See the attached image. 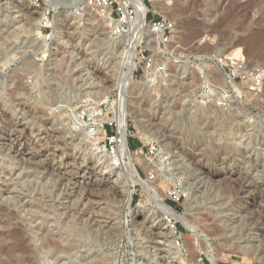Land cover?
<instances>
[{
  "label": "rangeland",
  "instance_id": "1",
  "mask_svg": "<svg viewBox=\"0 0 264 264\" xmlns=\"http://www.w3.org/2000/svg\"><path fill=\"white\" fill-rule=\"evenodd\" d=\"M142 1L147 20L173 25L166 45L141 44L146 59L165 66L154 86L139 69L123 80V47L108 42L104 18L84 0H0V264H264V82L236 90L227 110L197 103L203 82L223 88L214 58L239 48L236 66L264 70V0ZM249 40L258 46L251 53ZM85 114H101L103 129L88 128ZM19 129L27 133L20 155L8 137ZM110 134L151 190L197 228L171 221L179 252L153 243L148 227L160 210L140 186L129 206L105 187L88 194V180L110 170L100 154ZM90 163L100 172L77 170ZM112 172L113 185L126 188L125 175ZM177 182L184 197L175 202ZM13 227L20 240L10 238Z\"/></svg>",
  "mask_w": 264,
  "mask_h": 264
},
{
  "label": "built area",
  "instance_id": "2",
  "mask_svg": "<svg viewBox=\"0 0 264 264\" xmlns=\"http://www.w3.org/2000/svg\"><path fill=\"white\" fill-rule=\"evenodd\" d=\"M126 2L127 0H84L86 6L101 11L100 16L104 18L107 24L108 42L113 46L123 47V52L127 50L128 37L132 36L134 34L133 30L136 29V14L134 8ZM48 14L49 12H45L44 18H42L43 26L45 25V29L47 28L48 30L47 33H45L46 30H44V34H41V43L44 44V46L49 44L53 37L52 30L50 26L47 25ZM145 21L152 30L148 32V35L144 33L143 37L150 38L152 41H157L158 45H166L173 32L172 23L164 18H160L159 20H147V14L145 16ZM142 47V45L138 47L140 48L139 52H136L137 57L140 58L141 61L136 66L134 72L138 71V69L141 70L144 74L145 81L151 86H154L163 78L165 66H155L151 59H146V51ZM213 62L222 77L223 88L220 89L207 81L203 82L198 91L199 101L197 102L201 105L210 104L217 110H227L233 102V93L236 90H243L248 87L250 90H255L261 87L264 82L263 68L247 69L241 64L236 66L237 61L234 62L228 57L214 58ZM141 64L143 67L140 66ZM100 109L99 111L101 112ZM86 114L81 117V120L89 124L88 128L99 127L98 124L93 126L92 119L86 118ZM99 117L102 118L103 116L100 114ZM101 127L103 129V123ZM120 141L121 140H119L116 134H110L106 137L104 148L107 150L106 147L108 146L110 149L109 153L113 158L117 154L116 151ZM114 146L116 149L113 148ZM181 191L180 184L178 182L175 183V186L169 192L170 198L175 202L180 201V199L184 197Z\"/></svg>",
  "mask_w": 264,
  "mask_h": 264
},
{
  "label": "bare ground",
  "instance_id": "3",
  "mask_svg": "<svg viewBox=\"0 0 264 264\" xmlns=\"http://www.w3.org/2000/svg\"><path fill=\"white\" fill-rule=\"evenodd\" d=\"M79 3V2H78ZM77 3V4H78ZM128 5H132L133 6V8H134V11H135V14H136V20H135V24H136V29H134L133 30V35L132 36H129L128 37V39H127V43H128V47H129V50L127 51V53L125 52L124 53V56H123V60H121L122 61V63L124 64L123 66H124V72H123V76L122 77H124V79L123 80H130L131 78H132V76H133V72H134V70H135V68H136V66H137V63H136V59H137V57H136V49L141 45V44H146V39H145V37H143V35H144V33H146V29H148V25H147V23H146V21H145V16H146V14H147V12L149 11V9H148V7L147 6H145V4L143 3V1L142 0H127V2H126ZM28 5V4H27ZM33 5V4H32ZM28 6H30L28 9H32V13H35V12H38V11H36V8L35 7H32L30 4L28 5ZM86 8H87V6H86ZM95 9V8H94ZM35 11V12H34ZM99 11V10H98ZM40 13H41V10L39 11ZM44 12V11H43ZM99 13H101V11H99ZM39 14V13H38ZM38 16V15H37ZM42 16V15H41ZM40 17V16H39ZM35 19V18H34ZM24 21V20H23ZM37 21V20H36ZM38 22V21H37ZM150 28V27H149ZM136 30V31H135ZM150 30H152V28H150ZM250 41V40H249ZM258 41V40H257ZM148 43V45H149V42H147ZM145 46H147V44L145 45ZM150 47H151V45H149ZM247 46V45H246ZM148 47V46H147ZM248 47V46H247ZM151 48H154V47H151ZM257 48H258V46H257V43H256V41L255 40H252V41H250V43H249V49H248V52H249V50H250V53L251 52H253V51H256L257 50ZM155 49V48H154ZM154 52V51H153ZM243 52H241V50L239 49V48H237V49H234V50H232V51H230V53L227 55V56H229L233 61L234 60H242L243 61ZM256 54H257V52H256ZM255 56V55H254ZM135 57H136V59H135ZM120 65H122V64H120ZM122 74V73H121ZM123 80H121V81H123ZM125 81H123V82H125ZM19 88V87H18ZM99 89L101 90L102 89V87L101 86H99ZM1 107V106H0ZM1 112V111H0ZM6 112V111H5ZM4 113V112H3ZM34 113V112H33ZM7 115V114H6ZM9 115V114H8ZM7 115V116H8ZM6 117V116H5ZM10 118V117H9ZM7 119H8V117H7ZM48 121H49V118L47 119ZM103 120H104V118H101V117H99V116H93V120H92V125L93 126H96L97 124H101V123H103ZM8 121H10V123L13 125L12 127H14V128H19L20 126H17L16 125V123H14L13 122V120L12 119H8ZM47 121V122H48ZM7 122V121H6ZM18 123V122H17ZM82 123V122H81ZM99 124V125H100ZM124 125V124H123ZM11 128V127H10ZM21 128H22V126H21ZM20 128V129H21ZM98 128V127H97ZM19 129V131H18V133L19 134H17V133H15L14 135H12V133H10L9 135H8V137L10 138V141L12 142V144H14L15 146H18V150L16 151V153L18 154V155H20L21 154V151H22V148H21V144H20V142L22 141V137H26V135H27V133L26 132H24V130H20ZM15 130V129H14ZM124 130V129H123ZM122 130V131H123ZM51 133H53V134H55V132L51 129ZM121 131V132H122ZM14 132H16V131H14ZM37 132V131H36ZM49 132V131H48ZM98 132V131H97ZM38 133V132H37ZM5 134V133H4ZM8 134V133H7ZM83 134V133H82ZM86 134V133H85ZM2 135V134H1ZM41 135H42V133H41ZM45 135V134H44ZM58 135V134H57ZM43 136V135H42ZM54 136V135H53ZM84 136V135H83ZM121 136L123 137V136H125V133L124 132H122V134H121ZM35 137H36V135H35ZM5 138V137H4ZM123 139H124V137H123ZM6 140V139H5ZM31 140H32V138H31ZM10 141H7V142H10ZM30 141V140H29ZM125 141V140H124ZM28 142V141H27ZM167 142V141H166ZM2 143V142H1ZM37 144V143H36ZM92 144V143H91ZM2 145V144H1ZM13 146V145H12ZM33 146V145H32ZM32 146H30V147H32ZM89 146V145H88ZM90 146H92V145H90ZM94 146V145H93ZM35 147V146H34ZM87 147V146H86ZM91 148V147H90ZM25 150V149H24ZM117 154H116V156L113 158V157H111V155H110V153H108V152H106V150H104V151H101L100 152V154H102V156L101 157H107V162H106V164L108 165L107 166V169L108 168H110V170L108 171V173H107V176H104V178H102L101 176V178L102 179H91V180H88V183H87V186H88V191H89V195H98L99 194V192H97V191H99V190H101L102 188H107L109 191H111L112 193H114V195H116V196H124V200H123V202H124V206H129L130 205V202H131V195H133L132 194V191L130 190L132 187H135V186H140L141 188H142V190H143V192H145V196H146V198L148 199V201L150 200L149 198H152L153 199V201H154V203H156V207L160 210V213L156 216L155 214V219H154V217H153V220H152V224L153 225H151V223H150V225L151 226H149L148 227V229H150L151 230V232H152V236H153V243L155 244V245H162V244H164V243H168V245H169V247L170 246H172L173 247V250L175 249V251H177V252H179V248H177V247H175V245H174V243H175V241L177 242V240H176V230H175V228L172 226L171 227V221H175V222H182L184 225H186V227L188 228V230L189 229H194V228H190V227H192V226H190L191 224L193 225L194 223H190V219L187 217V216H185V215H183V214H177L176 212H174L171 208H169L166 204H165V202H164V199H163V197L162 196H160V195H158V193L156 194V192H153V190H151L152 189V187H151V182L149 181V182H147V181H144L142 178H141V176L139 175V173H138V171L135 169V166H134V164H133V161L134 160H132V158H131V156H130V154L128 153V151H127V145L125 144V143H123L122 145H120V146H118L117 147ZM115 152V153H116ZM34 153V152H33ZM41 154V153H40ZM14 155V154H13ZM61 155V154H60ZM62 156V155H61ZM73 156V155H72ZM77 156V155H76ZM92 156V155H91ZM34 157V156H33ZM33 157H31V158H33ZM45 157V156H44ZM95 157V156H94ZM73 158V157H72ZM98 158V157H97ZM28 159V158H27ZM62 159V158H61ZM68 159V158H67ZM77 159V158H76ZM29 160V159H28ZM81 160V159H80ZM61 161V160H60ZM68 161V160H67ZM72 161V160H71ZM86 161V160H85ZM99 161V160H98ZM30 162H31V159H30ZM36 162V161H35ZM66 162V161H65ZM93 162H95V161H93ZM54 163V162H53ZM67 164H68V162H67ZM104 164V163H103ZM65 165H66V163H65ZM50 166V165H49ZM78 166V165H77ZM105 166V165H104ZM103 166V167H104ZM44 167V166H43ZM46 167V166H45ZM52 167V166H51ZM56 167V166H55ZM66 167V166H65ZM47 168V167H46ZM53 168V167H52ZM58 168H59V166H58ZM49 169H50V167H49ZM76 169V168H75ZM148 169V168H147ZM78 171H80V172H82L83 174L85 173V174H90L91 176H94V175H96L98 172H100L99 170H100V168L96 165V163H90V165L88 166V169H85V168H83V167H79L78 169H77ZM114 170H117V171H120V172H122L124 175H125V179H126V182H127V185H125V186H127L126 188H118V187H115V185H116V183H117V181H116V183H113L112 181H110L112 178H111V174L113 173L112 171H114ZM205 170V174L207 173L208 175H212V172L210 171V170H206V169H204ZM73 171V170H72ZM53 172V171H52ZM65 172V171H64ZM102 172V171H101ZM105 172V171H104ZM112 172V173H111ZM55 173V172H54ZM67 174V173H66ZM77 174V173H76ZM82 174V175H83ZM106 175V174H105ZM120 175H121V173H120ZM65 177V176H64ZM79 177H81L80 175H79ZM84 177V176H83ZM97 177V176H96ZM95 177V178H96ZM111 178V179H110ZM162 179H163V177H161ZM167 178V177H166ZM67 179H69V178H67ZM114 179H116V178H114ZM114 179H113V181H114ZM162 179H160V180H162ZM69 180H71V179H69ZM81 180V179H80ZM155 180H157V178L155 179ZM166 180V179H165ZM169 180V179H168ZM159 181V180H158ZM164 181V180H163ZM73 182V181H72ZM76 182V181H75ZM83 182H85V181H83ZM82 182V183H83ZM153 182V181H152ZM155 182V181H154ZM153 182V183H154ZM157 182V181H156ZM85 184V183H84ZM113 184H115V185H113ZM123 184V183H122ZM75 185V184H74ZM124 185V184H123ZM153 185V184H152ZM154 185H155V183H154ZM5 186V185H4ZM8 186V185H7ZM86 186V187H87ZM65 187V186H64ZM155 187V186H154ZM7 188V187H6ZM76 188V187H75ZM129 188V189H128ZM157 189V188H156ZM74 190V189H73ZM151 190V191H150ZM96 192V193H95ZM151 192H153V195H151ZM98 193V194H97ZM244 194V193H243ZM262 194V193H261ZM99 196V195H98ZM260 201V200H259ZM150 202V201H149ZM93 207V206H92ZM142 207V206H141ZM2 210V208H0V211ZM99 211V210H98ZM2 212V211H1ZM14 214V213H13ZM133 214V213H132ZM15 215V214H14ZM134 216V215H133ZM150 216V215H149ZM143 219V218H142ZM150 219V218H149ZM190 221H189V220ZM156 220V221H155ZM155 221V222H154ZM150 222V221H149ZM263 223V222H262ZM141 224L143 225V228H146V226H148L147 224H149V223H145V221H142L141 222ZM141 225V226H142ZM194 227H195V225H193ZM196 228V227H195ZM142 229V228H141ZM197 229V228H196ZM8 230V229H7ZM11 230H13L14 232L11 234V236H13V237H10V238H15V237H17V236H21L22 235V232H23V230L22 229H20V227H13ZM216 230V229H215ZM263 230H264V228H263ZM9 231V230H8ZM193 232H195V231H193ZM193 232L191 231V233L193 234ZM200 233V232H199ZM221 233V232H220ZM24 234V233H23ZM196 235V237H197V239L199 238H201V236L199 235V234H195ZM194 235V236H195ZM180 236V235H179ZM18 238V237H17ZM21 238V237H20ZM51 239H52V237H50ZM12 239V240H13ZM198 239V240H199ZM18 240H20L19 238H18ZM23 240V239H22ZM158 240V241H157ZM11 242V241H10ZM20 242H22V241H20ZM28 242V241H27ZM200 242H203L204 244H205V246H206V241L205 240H202V241H199V243ZM19 244V243H18ZM201 244V243H200ZM17 245V244H16ZM179 245V244H178ZM11 246H13V245H11ZM18 246V245H17ZM16 246V247H17ZM23 247H24V245H22ZM52 246V245H51ZM177 246V245H176ZM10 247V246H9ZM21 247V246H20ZM20 247L18 248H16L17 249V251H18V249H20ZM23 247H21V248H23ZM11 248V247H10ZM155 248V247H154ZM12 249V248H11ZM10 249V250H11ZM24 249V248H23ZM23 249H21V253H23ZM52 249V248H51ZM14 249H12V251H13ZM155 250V249H154ZM11 251V252H12ZM16 251V252H17ZM27 252V251H26ZM173 252V251H172ZM21 253H20V255H21ZM17 254H19L18 252H17ZM23 255V254H22ZM31 255V254H30ZM36 255V254H35ZM18 257V256H17ZM23 257V256H22ZM25 257V256H24ZM30 257H32V256H30ZM29 257V258H30ZM35 257V256H34ZM13 258V257H12ZM26 258V257H25ZM175 258V257H174ZM177 258H179V257H177ZM24 259V258H23ZM164 259V258H163ZM162 259V260H163ZM167 259H168V257H167ZM27 260H28V258H27ZM169 260H171V259H169ZM174 260V259H173ZM21 261H24V260H21ZM20 261V262H21ZM179 261V260H178ZM177 261V262H178ZM25 262H27V261H25ZM29 262H31V260L29 261ZM29 262L28 263H26V264H29ZM170 262H172V261H170ZM169 262V263H170ZM174 262V261H173ZM32 263V262H31ZM30 263V264H31ZM183 263V262H182ZM21 264H22V262H21ZM23 264H25V263H23ZM213 264H217V262L215 261V260H213Z\"/></svg>",
  "mask_w": 264,
  "mask_h": 264
},
{
  "label": "water",
  "instance_id": "4",
  "mask_svg": "<svg viewBox=\"0 0 264 264\" xmlns=\"http://www.w3.org/2000/svg\"><path fill=\"white\" fill-rule=\"evenodd\" d=\"M168 206V205H167ZM169 208H171L170 206H168ZM172 209V208H171ZM173 210V209H172Z\"/></svg>",
  "mask_w": 264,
  "mask_h": 264
},
{
  "label": "trees",
  "instance_id": "5",
  "mask_svg": "<svg viewBox=\"0 0 264 264\" xmlns=\"http://www.w3.org/2000/svg\"><path fill=\"white\" fill-rule=\"evenodd\" d=\"M131 148H133V146H131Z\"/></svg>",
  "mask_w": 264,
  "mask_h": 264
}]
</instances>
